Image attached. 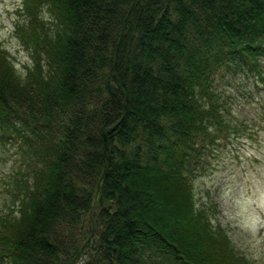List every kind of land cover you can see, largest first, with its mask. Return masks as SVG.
<instances>
[{
	"label": "trees",
	"instance_id": "16d2710c",
	"mask_svg": "<svg viewBox=\"0 0 264 264\" xmlns=\"http://www.w3.org/2000/svg\"><path fill=\"white\" fill-rule=\"evenodd\" d=\"M18 12L32 63L20 74L0 41V142L28 161L5 179L0 264H252L197 205L193 178L239 133L221 80H264V0Z\"/></svg>",
	"mask_w": 264,
	"mask_h": 264
},
{
	"label": "rangeland",
	"instance_id": "374dc122",
	"mask_svg": "<svg viewBox=\"0 0 264 264\" xmlns=\"http://www.w3.org/2000/svg\"><path fill=\"white\" fill-rule=\"evenodd\" d=\"M20 3L0 0V41L22 74L32 62L15 34ZM233 76L221 80L219 91L239 133L233 131L208 154L210 164L193 178V186L197 205L207 207L236 249L252 264H264V80L241 72ZM23 155L17 142H0V213L10 203L5 179L12 171H25Z\"/></svg>",
	"mask_w": 264,
	"mask_h": 264
}]
</instances>
